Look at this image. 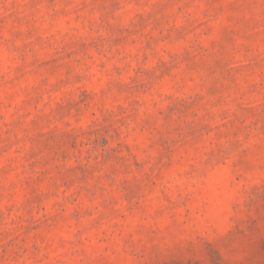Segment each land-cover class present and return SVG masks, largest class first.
I'll list each match as a JSON object with an SVG mask.
<instances>
[{"label":"rangeland","instance_id":"1","mask_svg":"<svg viewBox=\"0 0 264 264\" xmlns=\"http://www.w3.org/2000/svg\"><path fill=\"white\" fill-rule=\"evenodd\" d=\"M0 264H264V0H0Z\"/></svg>","mask_w":264,"mask_h":264}]
</instances>
